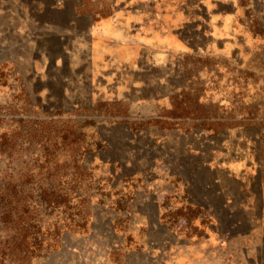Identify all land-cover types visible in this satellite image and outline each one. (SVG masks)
<instances>
[{
    "label": "rangeland",
    "instance_id": "rangeland-1",
    "mask_svg": "<svg viewBox=\"0 0 264 264\" xmlns=\"http://www.w3.org/2000/svg\"><path fill=\"white\" fill-rule=\"evenodd\" d=\"M0 264H264V0H0Z\"/></svg>",
    "mask_w": 264,
    "mask_h": 264
},
{
    "label": "trees",
    "instance_id": "trees-1",
    "mask_svg": "<svg viewBox=\"0 0 264 264\" xmlns=\"http://www.w3.org/2000/svg\"><path fill=\"white\" fill-rule=\"evenodd\" d=\"M241 2L246 3L247 0H241ZM175 112H177L175 110ZM174 115H177L174 114ZM53 121V122H52ZM49 121L48 129H53L54 133H50L49 139L54 143L58 142L59 139L62 144H70L73 148V152L79 150L80 147V134L77 132L75 128L71 125H61L58 121L52 120ZM201 124H208L209 122L206 120L200 121ZM217 122H213L210 126H213ZM47 128V127H46ZM44 128L41 126L40 131L42 132ZM49 190V191H48ZM22 195L21 190L15 189V220L13 221L15 224V253L22 254L25 252L27 254V250L29 249L30 244H36L38 248L42 244L41 239H39V235L37 232L32 231L33 225L31 224V217L28 216V211L23 207L20 208V204L17 203V199ZM43 197H47L49 200V204L51 203H59L63 200V196H61L56 188L53 189H45L43 191ZM19 206V207H18ZM7 217L11 218V212H8ZM60 228L54 229V235H58V230ZM34 240V241H33ZM32 249L33 252L38 250V248ZM27 248V249H25ZM20 256V255H19Z\"/></svg>",
    "mask_w": 264,
    "mask_h": 264
}]
</instances>
